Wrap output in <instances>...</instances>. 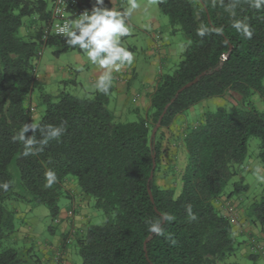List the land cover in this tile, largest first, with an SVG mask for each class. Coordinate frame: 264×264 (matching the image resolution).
<instances>
[{"label": "trees", "instance_id": "1", "mask_svg": "<svg viewBox=\"0 0 264 264\" xmlns=\"http://www.w3.org/2000/svg\"><path fill=\"white\" fill-rule=\"evenodd\" d=\"M255 3L157 0L172 30H180L186 42L176 68L159 78L145 117L120 122L108 109L106 94L77 97L60 92L39 95L43 111L34 122L28 102L41 49L58 46L55 55L83 50L69 46L64 36L40 42V28L49 15L46 0H0V185L9 186L7 191L0 187V264L25 263L6 244L16 232L15 211L8 204L44 205L56 218L68 176L105 217L101 225H87L74 237L80 264H230L224 260L233 255L235 230L215 202L245 161L250 137L260 140L256 158L264 165V112L251 101L254 95L264 97V3L259 8ZM25 17L38 23L32 30L27 26L26 38L20 33ZM202 72L170 103L151 139L164 106ZM227 95L235 100L231 108L203 111L179 136L172 130L176 115ZM32 123L63 126L65 131L42 151L24 156V144L15 137ZM32 135L42 139L39 130L25 133ZM166 156L180 157L179 167L173 159L164 170ZM14 167L20 193L15 191ZM49 170L56 182L46 187ZM158 173L169 174L170 183L159 184ZM246 189L241 177L229 195ZM244 210L249 223L264 232V196ZM153 225L160 234L150 231Z\"/></svg>", "mask_w": 264, "mask_h": 264}, {"label": "rangeland", "instance_id": "2", "mask_svg": "<svg viewBox=\"0 0 264 264\" xmlns=\"http://www.w3.org/2000/svg\"><path fill=\"white\" fill-rule=\"evenodd\" d=\"M123 2V8L126 11L130 7V0H121ZM136 3L139 5L136 9H133L130 15L131 22L135 25V27L131 25H127L129 28V35L128 38L125 39L123 43V47H125L128 50V46L135 45L136 46V52L132 53L133 58L135 61H137V65L139 66L138 69H136V73L138 74L136 76V81L133 82V89L135 90L142 88L143 84V74L141 70L146 69V67H149L151 64L153 65L154 60L152 58V55L149 51V48L147 47L146 40H148L146 30L150 34L153 33V30L149 28V26L145 25L144 32L141 31L140 27L136 28L138 24V18H149L151 13L157 12L158 14V20L160 21L161 27L156 30L157 34H160L162 41L169 45L172 50L174 51V54L170 59H168V63L166 66L161 67V75L164 74H170L173 72V70L176 68L177 64L181 60L182 51L184 49V43L186 42L185 37L183 33L176 29L172 30V28L169 25L168 18L160 12V10L157 7V0H136ZM33 17H25L23 18V21H32ZM36 25H38L37 22H35ZM144 23V22H143ZM146 24V23H145ZM28 30V29H27ZM29 31H27L26 35L23 34L24 38L27 37V34ZM58 49V46H50L46 45L41 49L40 56L36 62L35 66V72H36V78L34 80V88L32 91V94L29 99V106L31 108L33 121L37 122L40 118V114L43 111V106L39 104V95L41 93L50 94L53 96H56L60 92H65L73 96L77 97H90L92 94L88 93L87 91H91L88 87H84L83 89L79 86H74L70 82V78L68 77V74L72 75V77L76 78L77 81L82 80L83 77L81 75V72H76L78 70V67L74 61V54L76 51H65L61 52L58 55H55V51ZM85 56L86 52L84 51ZM156 62V61H155ZM158 64V62H156ZM155 64V65H156ZM129 66L128 64H126ZM72 68V69H71ZM50 69H52V72L50 73ZM82 71V70H81ZM155 72L160 71V68L156 66L154 68ZM54 75V79H51V81L46 82V77L50 75ZM135 90H129L127 93L126 99H124L121 102H115L113 107L108 105V109L113 112L114 111H120L123 107H126V110L134 107L133 103V97L135 95ZM210 100V99H209ZM206 100L204 107L202 103L196 104L192 106L191 109H187L183 111L181 114L176 115L172 122V130L177 131L180 127L178 125L181 124V122H197L199 120L198 117H200V114L202 111H206L207 109H215L217 106H223L226 108H231L233 105H235V100L231 96H225L223 98H217L215 100L211 99L210 101ZM132 101V102H131ZM252 104L259 110L264 112V97L260 98L258 95H254L251 98ZM201 109H203L201 111ZM192 111V113H191ZM142 113V112H140ZM143 116V114H136L132 111H130L125 119H122L123 116L117 117L118 121L120 122H128L136 120L138 117ZM184 127V126H183ZM173 131V132H174ZM179 135V134H178ZM259 146H260V140L257 137H250L247 142V157L245 161L237 167V175L234 176L232 179L228 181V183L225 185L223 189V195L230 197L234 200H238L239 202V223L240 224H246L248 225L247 229L242 230L241 232H238L236 228L238 225H233V228L235 230V239H236V246L233 252V255H231L229 258L225 259V263L230 264H264V232H262L261 228H256L252 226L249 223V218L246 215V212L244 208H248L251 203L255 201H259L264 196V181L259 179L260 177H264V170L260 171V168H264V165H262L259 160L256 158L257 154L259 152ZM167 153L166 155H168ZM170 155H173V151ZM168 158H171L169 156L165 157V161L162 164V168L165 170L166 166L172 162L173 159H175V163L177 164L176 167H179L181 164L180 157H174L172 160H168ZM166 160L168 162H166ZM261 166V167H260ZM14 183H15V191H18L20 193V189L18 187V174L14 167ZM163 174L158 173V179L157 182L161 185L170 183L169 174L166 177H162ZM243 178V184L247 186L246 190H242L239 192V194H232L229 195L233 188L234 184L238 182L240 178ZM68 179L73 182V188L72 185H70V190L75 191L73 192L74 195L77 193L80 194V189L77 185L76 180L72 176H68ZM90 197V196H88ZM12 203H9L8 206L12 207ZM66 203L65 197H60L58 201V206L60 209L64 206ZM89 203H91L90 208L88 207L89 212V225H101L104 220V214L102 210L95 208L94 206V199L90 197ZM30 205V204H29ZM17 206L19 208H16L17 214H15V225L16 229L18 228V223H20L22 226L29 227L31 226V230L35 231L39 236H37L40 243H44L50 240V228L53 226H57V224L54 222V219L49 215L47 208L44 205H30L31 208L28 211V203L25 201H21L17 203ZM13 208V207H12ZM21 210L23 215H20L17 210ZM35 220V221H33ZM236 226V227H235ZM34 240V245L31 246L32 250L30 253H26V251H23V248L25 246V241H17L12 242L11 238L6 242L7 245L10 247L16 248L20 258H22L25 263L24 264H37L36 259H40L42 264H48L45 258L41 257L39 252H37L36 248L38 246V243H36V240ZM33 241V238L30 242ZM29 242V243H30ZM72 246L70 249V256L71 260L74 261V264H80L81 260L78 254L77 247L74 244V238L71 239ZM253 247L259 248V250H253Z\"/></svg>", "mask_w": 264, "mask_h": 264}, {"label": "crops", "instance_id": "3", "mask_svg": "<svg viewBox=\"0 0 264 264\" xmlns=\"http://www.w3.org/2000/svg\"><path fill=\"white\" fill-rule=\"evenodd\" d=\"M47 1V9L49 10L50 7V1L51 0H46ZM91 4L94 3V0H87ZM104 6L107 8H113L114 10L124 12L123 8V2L121 0H104ZM36 18L33 17L32 21H23V26L20 29L21 35L27 33V29L32 30L35 26V21ZM144 22V23H143ZM32 23V25H30ZM146 23V24H145ZM31 28H29L30 26ZM126 25H131L135 27V25L131 22L130 16L126 20ZM139 26H136V28H141L140 30L144 32L145 25L149 26L151 30H153V33L151 32L150 34L146 30L148 40H146L147 47L149 48V51L152 55V58L154 60L153 65L151 64L149 67H146V69L141 70L143 76V81H142V88L135 90L133 89V82L136 81V76L138 75L136 73V69L139 68L137 65V61L133 59V62L131 65L127 66L126 64L120 68L118 72L113 71L112 76H113V81H112V86L109 89V92L107 95L108 97V105L113 107L115 102H121L127 97V93L129 90H135L134 97H133V103L135 104L134 107L126 110V107H123L120 111H114L113 109V114L115 116V119H117L118 115L123 116L122 119L126 118V115L132 111L136 114H143V117H145L148 113L149 105H150V96L152 92L154 91L156 84L159 80V78L162 76L161 75V67H165L166 64L168 63V59L172 57L174 54V51L172 48L164 43L162 41L161 37V32L160 34L156 33V30H158L161 25L160 21L158 20V14L157 12H152L149 18H138V24ZM128 38L127 36H121L120 37V42L123 43L125 39ZM122 45V44H121ZM123 46V45H122ZM128 51L131 53L136 52V46L130 45L127 47ZM71 51H76L74 54V61L78 67V70L76 72L79 73L81 72V75L83 77L82 80H78L72 75L68 74V77L70 78V82L74 86H79L80 88H86L88 87L91 91H87L88 93H95L98 92L94 85L96 80L98 79L99 75L102 74L103 70L98 69L97 66L93 65L85 56L84 50L83 51H78V50H71ZM158 64H156V62ZM156 64V65H155ZM158 66L160 68V71L155 72L154 68ZM72 69V68H71ZM82 70V71H81ZM50 73L52 72V69L49 70ZM36 73V72H35ZM54 75H50L45 78L47 80L46 82L51 81V79H54ZM217 99V98H215ZM213 99V100H215ZM211 100V99H210ZM209 100V101H210ZM206 100L199 102V103H206ZM132 102V101H131ZM197 103V104H199ZM203 104V107H204ZM192 108V107H191ZM189 108V109H191ZM203 109H201L202 111ZM142 112V113H140ZM203 112V111H202ZM201 112V113H202ZM182 113V112H181ZM180 113V114H181ZM192 113V111H191ZM125 116V118H124ZM199 118V117H198ZM134 121V120H133ZM194 124V122H181L180 125H178L179 130L176 132L179 134L185 130L186 127L190 126V124ZM196 123V122H195ZM184 126V127H183ZM179 136V135H178ZM261 167V166H260ZM264 170V168H260V171ZM73 182L71 180L67 179L66 183L62 184V195L60 197H65L66 203L64 206H62L60 209L59 207V213L57 214L56 218L54 219V222L57 224V226H53L50 228V235L51 238L49 241L40 243V241L37 239L39 236L35 231L31 230V226L25 227L22 226L20 223H18V228L16 229V232L11 236L12 242H17V241H25V246L23 248V251H26V253H30L32 250L31 246L34 245V240H36V243H38V246L36 248L37 252L41 255V257L45 258L48 264H53L54 262V257L57 252L61 253V264H74V261L71 260L70 256V249L72 246L71 239H73L75 236H77L79 233H81L86 227L89 222V212H88V207L90 208L91 203H89L90 197L79 194L77 193L76 195L73 194L75 191L70 190V185H72L73 188ZM18 202H13L12 207L14 211L16 212V208H19L17 206ZM215 206L221 211V213L230 220L232 225H238L236 230L238 232H241L242 230L247 229L248 225L246 226L247 223L240 224L239 223V202L238 200H234L230 197L227 196H221L218 198L215 202ZM31 206L28 204V211L30 210ZM17 212L20 215H23L21 210H17ZM49 213V212H48ZM17 214V213H15ZM35 221V220H33ZM236 227V226H235ZM33 238V241L30 242ZM30 242V243H29ZM37 264H42L41 260L38 258L36 259Z\"/></svg>", "mask_w": 264, "mask_h": 264}, {"label": "clouds", "instance_id": "4", "mask_svg": "<svg viewBox=\"0 0 264 264\" xmlns=\"http://www.w3.org/2000/svg\"><path fill=\"white\" fill-rule=\"evenodd\" d=\"M264 0H256L255 7L259 8ZM139 5L136 0H130V7L124 12L107 8L104 6V0H94L90 11L85 10L79 18L66 22L61 29V34L65 37V42L71 46H78L86 52L88 60L98 69H102L95 82V89L103 94H108L112 86L113 71L118 72L125 64L131 65L133 54L121 45L120 37L129 35V28L126 25L127 18L131 15L133 9ZM238 29L240 25L236 26ZM245 35L251 36V32L244 29ZM203 35V32L199 33ZM37 130L41 133L42 139L37 140L34 135L25 136V133ZM63 126H41L39 123L25 124L15 139L23 142V155H35L42 151L43 147L52 139H59L64 133ZM46 187H51L56 182V175L49 170L45 174ZM264 181V177H260ZM4 191L8 190V184L0 185ZM194 218V217H193ZM150 231L160 234L158 225H153Z\"/></svg>", "mask_w": 264, "mask_h": 264}, {"label": "built area", "instance_id": "5", "mask_svg": "<svg viewBox=\"0 0 264 264\" xmlns=\"http://www.w3.org/2000/svg\"><path fill=\"white\" fill-rule=\"evenodd\" d=\"M92 6H85L80 0H51L49 15L47 20L40 28V42L44 45L50 36L63 37L61 29L66 22H71L79 18V15L85 11H90ZM253 250H259L253 247ZM61 253L57 252L54 259L58 264Z\"/></svg>", "mask_w": 264, "mask_h": 264}, {"label": "water", "instance_id": "6", "mask_svg": "<svg viewBox=\"0 0 264 264\" xmlns=\"http://www.w3.org/2000/svg\"><path fill=\"white\" fill-rule=\"evenodd\" d=\"M227 57H228V54H224L223 59H226ZM204 74H205V72H202L201 74H199L198 76H196L192 81L186 83L185 85H183L182 87H180V88L176 91V93L174 94V97L170 100L169 103H167V104L164 106L162 113H161L160 116L158 117V119H157L155 125L153 126V128H152V130H151V134H150L151 139L154 138L155 133H156L157 129H158L159 126H160L161 119H162V117L164 116V114H165V112H166L168 106L170 105V103L174 101V99L178 96L179 93H181L184 89H186V88L190 87L191 85H193L194 83H196V82L199 80V78H200L201 76H203ZM153 168H154V155H153ZM152 176H153V174H152V172H151V174H150V176H149V178H148V183L151 181ZM147 188H148V192H149L150 199H151V201L153 202V198H152V195H151V192H150V189H149V185H147ZM147 240H148V239H147ZM147 240H146V241H147ZM146 241L144 242V249H145V243H146Z\"/></svg>", "mask_w": 264, "mask_h": 264}]
</instances>
